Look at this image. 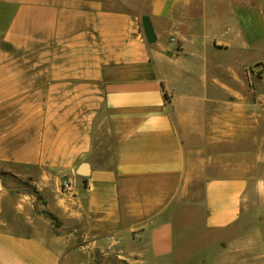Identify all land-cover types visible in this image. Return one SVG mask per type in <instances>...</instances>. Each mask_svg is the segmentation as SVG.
Listing matches in <instances>:
<instances>
[{
	"label": "crops",
	"instance_id": "obj_1",
	"mask_svg": "<svg viewBox=\"0 0 264 264\" xmlns=\"http://www.w3.org/2000/svg\"><path fill=\"white\" fill-rule=\"evenodd\" d=\"M259 143L264 0H0V172L34 185L0 190V264H181L232 233Z\"/></svg>",
	"mask_w": 264,
	"mask_h": 264
},
{
	"label": "rangeland",
	"instance_id": "obj_2",
	"mask_svg": "<svg viewBox=\"0 0 264 264\" xmlns=\"http://www.w3.org/2000/svg\"><path fill=\"white\" fill-rule=\"evenodd\" d=\"M109 9H128L140 8L144 0H100ZM139 6H136V4ZM262 75V70L247 69V74ZM242 142H245L244 139ZM246 146V142L242 144ZM264 145L259 143L257 147ZM104 146L103 150L97 153L99 162L109 163L110 149ZM264 163V159H263ZM5 173V172H4ZM0 172V190L21 189L31 191L34 185L29 180L21 177L10 176ZM259 178L254 183V193L246 198V207L232 233L222 236L220 233L198 232L197 240L183 239L178 247V256L181 264H264V166L257 171ZM62 177L60 187L63 191H70L64 187L65 180ZM201 188V184H196V190ZM37 195V194H36ZM38 196L41 197L40 194ZM181 223L183 225L194 224L199 221L201 209L185 208L182 210ZM196 216H193V215ZM237 241V243H233Z\"/></svg>",
	"mask_w": 264,
	"mask_h": 264
},
{
	"label": "built area",
	"instance_id": "obj_3",
	"mask_svg": "<svg viewBox=\"0 0 264 264\" xmlns=\"http://www.w3.org/2000/svg\"><path fill=\"white\" fill-rule=\"evenodd\" d=\"M64 187H65L67 190H71V188H72V182H71V179L65 180V182H64Z\"/></svg>",
	"mask_w": 264,
	"mask_h": 264
},
{
	"label": "water",
	"instance_id": "obj_4",
	"mask_svg": "<svg viewBox=\"0 0 264 264\" xmlns=\"http://www.w3.org/2000/svg\"><path fill=\"white\" fill-rule=\"evenodd\" d=\"M80 172H81L82 174H87V172H88V167H87L86 165L82 166V168L80 169Z\"/></svg>",
	"mask_w": 264,
	"mask_h": 264
}]
</instances>
